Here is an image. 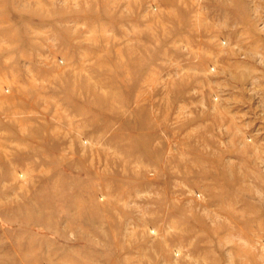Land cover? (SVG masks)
I'll return each instance as SVG.
<instances>
[{
  "label": "rangeland",
  "instance_id": "1",
  "mask_svg": "<svg viewBox=\"0 0 264 264\" xmlns=\"http://www.w3.org/2000/svg\"><path fill=\"white\" fill-rule=\"evenodd\" d=\"M0 264H264V0H0Z\"/></svg>",
  "mask_w": 264,
  "mask_h": 264
}]
</instances>
